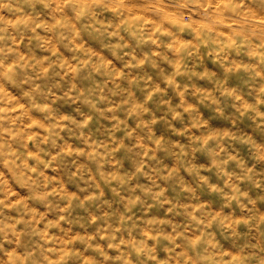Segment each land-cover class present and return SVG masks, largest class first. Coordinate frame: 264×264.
<instances>
[{
	"label": "clouds",
	"instance_id": "clouds-1",
	"mask_svg": "<svg viewBox=\"0 0 264 264\" xmlns=\"http://www.w3.org/2000/svg\"><path fill=\"white\" fill-rule=\"evenodd\" d=\"M0 264H264V0H0Z\"/></svg>",
	"mask_w": 264,
	"mask_h": 264
}]
</instances>
